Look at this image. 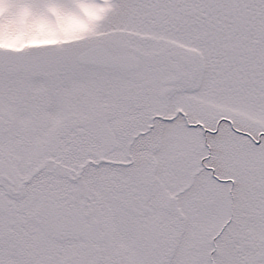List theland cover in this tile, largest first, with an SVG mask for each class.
<instances>
[{
  "label": "snow or ice",
  "instance_id": "1",
  "mask_svg": "<svg viewBox=\"0 0 264 264\" xmlns=\"http://www.w3.org/2000/svg\"><path fill=\"white\" fill-rule=\"evenodd\" d=\"M0 264H264V0H0Z\"/></svg>",
  "mask_w": 264,
  "mask_h": 264
}]
</instances>
